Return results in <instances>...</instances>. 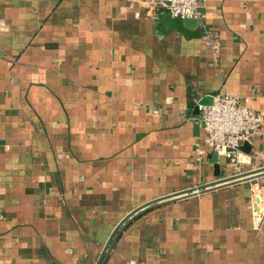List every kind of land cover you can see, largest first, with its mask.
<instances>
[{
    "label": "crops",
    "instance_id": "1",
    "mask_svg": "<svg viewBox=\"0 0 264 264\" xmlns=\"http://www.w3.org/2000/svg\"><path fill=\"white\" fill-rule=\"evenodd\" d=\"M199 12L184 35L147 0H0V264H96L131 211L237 175L204 98L261 115L238 172L264 167V0ZM105 264H264V176L157 203Z\"/></svg>",
    "mask_w": 264,
    "mask_h": 264
},
{
    "label": "built area",
    "instance_id": "2",
    "mask_svg": "<svg viewBox=\"0 0 264 264\" xmlns=\"http://www.w3.org/2000/svg\"><path fill=\"white\" fill-rule=\"evenodd\" d=\"M153 8L168 12L172 17L197 18L200 17L199 6L204 0H147ZM202 127L204 142L210 150L223 156L234 164L238 172L244 163L243 145L251 143L254 135L259 131L263 119L252 108L242 104L238 97L223 94L214 96L209 105H201ZM197 159H201L202 151L196 150ZM236 174H239V172ZM262 201L259 189L254 191L253 203L258 211V204Z\"/></svg>",
    "mask_w": 264,
    "mask_h": 264
},
{
    "label": "water",
    "instance_id": "3",
    "mask_svg": "<svg viewBox=\"0 0 264 264\" xmlns=\"http://www.w3.org/2000/svg\"><path fill=\"white\" fill-rule=\"evenodd\" d=\"M158 21L161 23L162 27L166 29H174L182 34L185 35L186 32H195L199 31L200 28H198L199 21L197 18H184L180 19L178 17H172L168 12H164L158 16ZM198 29V30H197ZM212 101L211 97L204 98L200 103L204 105H209ZM264 176V167L258 168L255 170H250L241 174L232 175L226 178H222L221 180L217 182H213L210 184H206L203 186H200L196 189H190L183 192H179L170 196H165L163 198H160L158 200H153L152 202H148L146 204H143L142 206L136 208L135 210L131 211L123 220H121L114 231L112 232L110 238L108 239L103 251L101 252L97 263L96 264H105L109 252L113 248L114 244L116 243L117 239L119 238L121 232L124 230V228L136 217H138L140 214H142L144 211L152 208L157 203H163V202H170L177 200L182 197H188L195 195L199 192H204L213 188H217L226 184L231 183H237L241 181H247L251 180L253 178Z\"/></svg>",
    "mask_w": 264,
    "mask_h": 264
}]
</instances>
